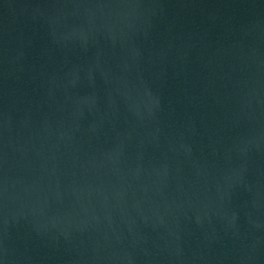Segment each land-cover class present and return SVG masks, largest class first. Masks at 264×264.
Wrapping results in <instances>:
<instances>
[{
  "label": "water",
  "instance_id": "95a60500",
  "mask_svg": "<svg viewBox=\"0 0 264 264\" xmlns=\"http://www.w3.org/2000/svg\"><path fill=\"white\" fill-rule=\"evenodd\" d=\"M0 264H264V0H0Z\"/></svg>",
  "mask_w": 264,
  "mask_h": 264
}]
</instances>
